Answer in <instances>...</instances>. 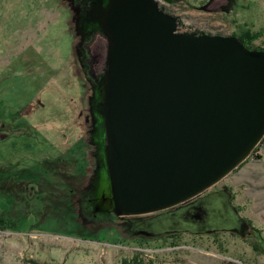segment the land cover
<instances>
[{
	"label": "rangeland",
	"instance_id": "rangeland-1",
	"mask_svg": "<svg viewBox=\"0 0 264 264\" xmlns=\"http://www.w3.org/2000/svg\"><path fill=\"white\" fill-rule=\"evenodd\" d=\"M161 1L182 25L248 31L264 48V0ZM98 22L84 29L80 0H0V264H264V136L199 194L115 211L100 111L108 40L97 30L89 44Z\"/></svg>",
	"mask_w": 264,
	"mask_h": 264
},
{
	"label": "water",
	"instance_id": "water-1",
	"mask_svg": "<svg viewBox=\"0 0 264 264\" xmlns=\"http://www.w3.org/2000/svg\"><path fill=\"white\" fill-rule=\"evenodd\" d=\"M81 14L84 29L97 18L93 30L108 40L100 111L119 215L199 194L262 139L264 50L233 35L179 32L157 0H92Z\"/></svg>",
	"mask_w": 264,
	"mask_h": 264
},
{
	"label": "trees",
	"instance_id": "trees-1",
	"mask_svg": "<svg viewBox=\"0 0 264 264\" xmlns=\"http://www.w3.org/2000/svg\"><path fill=\"white\" fill-rule=\"evenodd\" d=\"M169 1H176V0H169ZM160 9L162 11H164L162 7H160ZM164 12H166V11H164ZM166 13H168V12H166ZM175 18L178 19L177 17H175ZM231 35L236 36L242 42V44L248 49L264 50V48H262V47L251 46V40L255 39L256 37H255V35H252V34L249 35L248 31L243 32L242 35L241 34L240 35L231 34ZM256 36H259V35H256ZM245 160H243L241 163H243ZM48 162H50V161H48ZM44 163H47V161H44L43 164ZM240 164H238V166ZM0 227H3V226H0ZM27 260H28L27 264H51V263H46V262L45 263L38 262V261H35L34 259H27ZM130 264H152V262L151 261L150 262H144L143 259H139L137 257H134L131 259Z\"/></svg>",
	"mask_w": 264,
	"mask_h": 264
},
{
	"label": "flooded vegetation",
	"instance_id": "flooded-vegetation-1",
	"mask_svg": "<svg viewBox=\"0 0 264 264\" xmlns=\"http://www.w3.org/2000/svg\"><path fill=\"white\" fill-rule=\"evenodd\" d=\"M92 0H80V10L83 11H87L90 8V3ZM96 34L97 32H93L92 33V40L89 42V44L96 39ZM89 44L87 45V51L89 52ZM87 52V53H88ZM90 60V53H88V61ZM90 64V61H89ZM91 67V65H90ZM90 73L92 75H94V73L90 70ZM9 130V125L8 124H4V123H0V136L3 135L2 133H7L6 131Z\"/></svg>",
	"mask_w": 264,
	"mask_h": 264
},
{
	"label": "built area",
	"instance_id": "built-area-1",
	"mask_svg": "<svg viewBox=\"0 0 264 264\" xmlns=\"http://www.w3.org/2000/svg\"><path fill=\"white\" fill-rule=\"evenodd\" d=\"M159 7H162L164 11L167 12V8H169V4L166 2H162L161 0H157ZM183 23H180V20H177V31L179 32H191V33H206V30L204 29H197V28H191V27H187L186 25H182ZM224 34V33H223ZM222 34V35H223ZM225 35V34H224Z\"/></svg>",
	"mask_w": 264,
	"mask_h": 264
},
{
	"label": "bare ground",
	"instance_id": "bare-ground-1",
	"mask_svg": "<svg viewBox=\"0 0 264 264\" xmlns=\"http://www.w3.org/2000/svg\"><path fill=\"white\" fill-rule=\"evenodd\" d=\"M159 5V4H158ZM178 20V19H177Z\"/></svg>",
	"mask_w": 264,
	"mask_h": 264
}]
</instances>
